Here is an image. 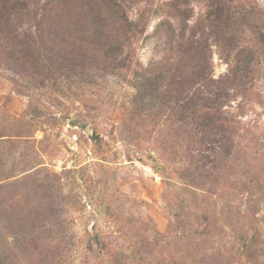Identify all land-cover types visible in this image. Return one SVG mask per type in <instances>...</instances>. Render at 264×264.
Masks as SVG:
<instances>
[{"label":"rangeland","instance_id":"374dc122","mask_svg":"<svg viewBox=\"0 0 264 264\" xmlns=\"http://www.w3.org/2000/svg\"><path fill=\"white\" fill-rule=\"evenodd\" d=\"M0 264H264V0H0Z\"/></svg>","mask_w":264,"mask_h":264}]
</instances>
